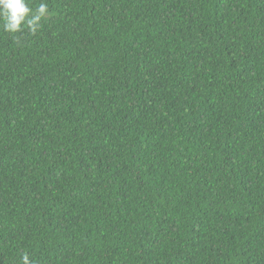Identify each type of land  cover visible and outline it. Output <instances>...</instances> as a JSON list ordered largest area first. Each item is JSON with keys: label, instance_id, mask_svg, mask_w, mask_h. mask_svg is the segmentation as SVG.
Masks as SVG:
<instances>
[{"label": "trees", "instance_id": "trees-1", "mask_svg": "<svg viewBox=\"0 0 264 264\" xmlns=\"http://www.w3.org/2000/svg\"><path fill=\"white\" fill-rule=\"evenodd\" d=\"M0 20V264H264V0H27Z\"/></svg>", "mask_w": 264, "mask_h": 264}, {"label": "clouds", "instance_id": "clouds-1", "mask_svg": "<svg viewBox=\"0 0 264 264\" xmlns=\"http://www.w3.org/2000/svg\"><path fill=\"white\" fill-rule=\"evenodd\" d=\"M47 3L40 2L35 11L29 7L27 0H0V20L6 32L17 33L23 27L35 34L40 22L48 13ZM23 264H30L28 257H22Z\"/></svg>", "mask_w": 264, "mask_h": 264}]
</instances>
